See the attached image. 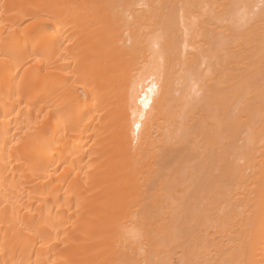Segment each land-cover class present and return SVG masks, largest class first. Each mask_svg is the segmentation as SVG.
<instances>
[{
  "label": "bare ground",
  "instance_id": "6f19581e",
  "mask_svg": "<svg viewBox=\"0 0 264 264\" xmlns=\"http://www.w3.org/2000/svg\"><path fill=\"white\" fill-rule=\"evenodd\" d=\"M0 264H264V0H0Z\"/></svg>",
  "mask_w": 264,
  "mask_h": 264
}]
</instances>
